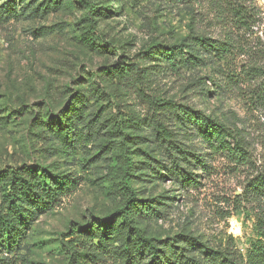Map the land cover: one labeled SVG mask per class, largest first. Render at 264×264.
<instances>
[{"label":"rangeland","instance_id":"obj_1","mask_svg":"<svg viewBox=\"0 0 264 264\" xmlns=\"http://www.w3.org/2000/svg\"><path fill=\"white\" fill-rule=\"evenodd\" d=\"M8 1L0 0V173L34 170L48 202L21 200L25 219L9 243L0 236V264H118L119 241L103 248L95 241L81 255L70 241L87 227L121 223L123 136L130 185L138 200L156 205L151 217L136 219L148 237L192 236L222 248L234 242L245 253L257 210L241 204V195L264 170V108L251 98L255 81L248 78L252 67H264V0H93L96 30L80 0ZM197 37L229 43V64L205 53ZM164 46L199 49L202 61L171 69L158 52ZM117 64L132 65V86L102 72ZM137 79L147 95L236 123L253 168L211 159L208 171L192 165L196 183H183L176 169L186 165L155 131ZM156 116L177 142L208 152L196 127L163 111Z\"/></svg>","mask_w":264,"mask_h":264},{"label":"trees","instance_id":"obj_2","mask_svg":"<svg viewBox=\"0 0 264 264\" xmlns=\"http://www.w3.org/2000/svg\"><path fill=\"white\" fill-rule=\"evenodd\" d=\"M9 3L11 0L8 1ZM86 8V18L91 30H96L97 15L99 7L93 0H80ZM205 53H210L216 60L223 61L225 65L229 64L230 44L220 41H213L204 37H197ZM158 52L162 61L171 69H183L202 61V54L199 49H192L185 53L183 49L177 46L159 47ZM121 64L113 68H105L102 72L116 80L122 86H132L130 79V68ZM249 80L255 81L254 90L251 92V98L254 102L264 108V67L256 65L250 69ZM140 79L136 80L134 86L137 88L139 97L149 107L154 110L152 122L155 131L167 142L168 148L176 152L181 157L186 170L179 165L176 171L182 170V175L178 177L183 179V183L197 182L192 171V165L199 166L201 171H208L212 166L209 164L211 159H224L232 164L236 170H248L253 168V154L248 147V142L242 134L241 129L236 123H224L206 115L203 111L184 106L172 101H162L154 96L147 95L145 91L137 87ZM163 111L176 116L183 124L196 127L198 134L202 136L204 142L208 145L206 154H198L190 148L175 140V135L169 131L164 121L157 117V112ZM69 122H72L69 117ZM68 122V121H67ZM67 126L65 131H67ZM69 134V132H68ZM122 154L125 158L126 172L123 176L122 195L124 204L120 215L121 223L117 226H107L103 231L98 228L87 227L82 231L81 236L76 237L70 243L77 254H89V248L95 246L98 241V248H103L108 242L115 243L119 241L117 247L118 264H264V170L256 172L251 179L247 180L241 195V204H251L257 210L255 223L254 240H251L250 247L245 253H242L234 242L225 247H211L208 243L199 240L196 237H180L177 239L156 240L148 237L144 231L136 224V219L149 218L156 211V205L149 201H140L137 199L131 185V174L133 162L127 156L128 142L123 136ZM187 171H189L187 173ZM36 173L34 170L26 168L17 172L8 174L0 173V186H6V195L8 197L6 205L7 213L0 211V236L6 235L7 242L14 238V235L20 231L19 225L25 219V210L20 204L21 200L31 199L44 201V190L35 181ZM6 180V181H5ZM36 186H33V185ZM72 183L66 182L62 187L70 188ZM40 186V187H38ZM48 199V197H46ZM18 215L20 218L18 219ZM21 220V221H20ZM114 226V227H113ZM120 235L122 237H120ZM233 241V240H232ZM147 254V263L145 258L140 256L139 252Z\"/></svg>","mask_w":264,"mask_h":264}]
</instances>
